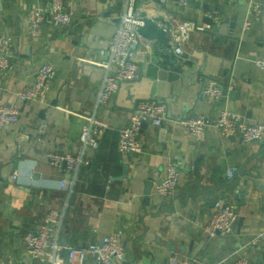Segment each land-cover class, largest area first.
<instances>
[{
	"label": "crops",
	"instance_id": "1",
	"mask_svg": "<svg viewBox=\"0 0 264 264\" xmlns=\"http://www.w3.org/2000/svg\"><path fill=\"white\" fill-rule=\"evenodd\" d=\"M50 1L0 0V35L13 37L11 67L0 75V105L15 101L42 64L56 67L48 102H22L19 122L0 130V264H39L29 256L24 237L37 231L52 209L64 217L58 235L62 244L81 247L119 233L126 252L121 264H169L173 252L187 264L240 259L264 264V195L254 184L255 178L264 182V152L259 155L264 137L251 142L226 138L215 125L225 108L251 123H264V71L254 62L264 56V11L245 28L251 2L264 6V0H191L186 7L176 0H137L142 15L161 18L165 25L185 19L206 23L207 15L230 21L225 33L213 25L192 32L181 56L165 53L162 46L156 50L155 40L143 38L137 47L138 77L122 82L106 103L98 100L107 71L103 62L110 60L124 0H64L73 21L57 26L45 20L41 34L33 35L30 12ZM204 5L215 11L203 10ZM213 80L223 85L216 101L202 93ZM148 99L167 106L164 121H147L142 151L122 154L120 131L136 104ZM192 112L210 120L200 141L183 123ZM87 115L106 120L109 127L75 181L47 154L77 152ZM169 160L182 172L174 194L164 197L157 188ZM231 166L240 168L234 178L227 176ZM63 178L69 180L67 187ZM242 192L246 204L236 198ZM219 200L234 203L238 219L231 233L210 237L204 227ZM86 264H97L96 257L90 254Z\"/></svg>",
	"mask_w": 264,
	"mask_h": 264
},
{
	"label": "built area",
	"instance_id": "2",
	"mask_svg": "<svg viewBox=\"0 0 264 264\" xmlns=\"http://www.w3.org/2000/svg\"><path fill=\"white\" fill-rule=\"evenodd\" d=\"M186 7L191 0H176ZM237 1V0H233ZM137 0H124V10L120 17V23L113 35L110 46V60L103 62L106 75L101 90L98 94L99 103H106L118 91L124 81L133 80L139 75L137 61V47L142 43L143 37L139 27L144 24V17L136 7ZM264 11V6L257 1L251 2L248 19L245 28L259 19ZM73 12L65 6L64 0H51L46 6H35L29 16L30 30L33 35H40L45 20L57 26H66L73 21ZM212 27V24L185 19L169 27L171 36L170 51L178 56L184 53V44L189 40L194 31H204ZM13 37L10 34L0 35V75L6 73L11 67L10 51ZM150 46V43H147ZM255 64L264 71V56L257 57ZM56 75V67L52 63L42 64L36 72L35 80L31 85L25 86L16 92V100L0 105V130L9 125L17 124L21 116V103L36 101L48 102L51 91L50 81ZM203 96L210 100H218L223 95V85L213 80L202 90ZM167 106L157 100L139 101L132 111L129 124L122 128L118 140V150L122 154L140 152L144 146L141 141V132L147 121L161 125L166 116ZM80 133V146L77 152L50 151L47 156L50 163L64 170L68 176L76 181L81 166L91 163L90 150L99 147V136L109 124L106 120L96 115L84 116ZM189 133L198 141L202 140L206 127L210 123L209 118L200 116L183 120ZM219 133L230 138L240 136L244 141L251 142L264 137V123L249 122L246 117L228 108L223 109L215 123ZM166 174L162 183L157 188V193L167 197L174 194L182 172V167L176 161L169 160ZM238 166H231L227 170V176L234 178L239 172ZM18 172L14 174L17 177ZM69 180L63 178L62 186L67 187ZM216 210L205 224V235L214 237L225 235L233 231L237 223L238 213L234 203L219 200L216 202ZM63 216L56 209L50 210L45 222L37 231L25 234L27 252L32 260L39 264H86L87 257L91 254L96 257L97 264H121L125 260L126 252L119 233L105 235L99 242H92L85 246L74 247L59 242V233L63 227ZM188 260L178 252H173L169 258V264H187ZM232 264H248L246 259H240Z\"/></svg>",
	"mask_w": 264,
	"mask_h": 264
},
{
	"label": "water",
	"instance_id": "3",
	"mask_svg": "<svg viewBox=\"0 0 264 264\" xmlns=\"http://www.w3.org/2000/svg\"><path fill=\"white\" fill-rule=\"evenodd\" d=\"M203 10L205 11H215V8H210L207 5L202 6ZM144 17V24L139 27V31L142 34V37L146 40H155L154 47L156 50H159L162 46L164 48L165 53H170V43H171V36L168 31L169 27L171 26L170 23L167 25L160 23L159 21L162 20L161 18L158 20L153 17H149L147 13L143 14ZM204 21L206 23L212 24L213 29L216 32L225 33L227 31V24L230 21L229 17H225L221 22L220 20H215V18L212 15H207L204 18ZM173 53H170L172 56ZM227 88H225L226 91ZM182 108L185 109V111L189 112L192 110L190 109V106L188 104H182ZM192 117L197 118L199 117L198 112H192ZM186 116H179V120H182ZM264 152V149L261 150L259 155H261ZM197 163V162H196ZM245 169H241V174H244ZM249 172V171H248ZM255 187L258 191H260L264 195V182L263 180L259 178H255L254 180ZM152 185H148L147 191H146V197L148 199L150 193H151ZM246 193L242 192L240 194H237L236 198L241 200V204H246L245 199Z\"/></svg>",
	"mask_w": 264,
	"mask_h": 264
}]
</instances>
